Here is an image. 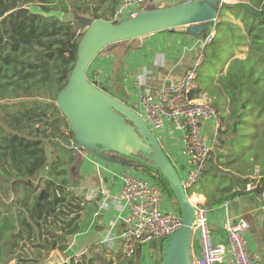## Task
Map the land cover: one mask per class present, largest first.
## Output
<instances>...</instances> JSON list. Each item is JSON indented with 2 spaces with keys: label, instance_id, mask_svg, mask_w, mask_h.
Listing matches in <instances>:
<instances>
[{
  "label": "trees",
  "instance_id": "trees-1",
  "mask_svg": "<svg viewBox=\"0 0 264 264\" xmlns=\"http://www.w3.org/2000/svg\"><path fill=\"white\" fill-rule=\"evenodd\" d=\"M120 1L0 0V264H42L55 250L72 257L69 238L86 232L78 215L90 216L92 210L70 189L68 166L76 151L58 140L73 135L56 100L68 84L86 28L97 19L111 21ZM236 1L225 3L217 21L197 36L217 33L203 50L204 75L210 79L200 92L225 115L219 132L223 142L215 144L204 174L189 192L204 196L209 213L245 198L264 206V0ZM56 11L71 13L73 20L47 16ZM235 123L237 135L240 126L253 127L241 138L242 152L232 142L223 147ZM46 140L65 155L54 151L50 163ZM145 174L175 200L162 177ZM9 193L19 200L6 208L3 196ZM82 257L83 264H95L93 257ZM75 262L72 257L70 264Z\"/></svg>",
  "mask_w": 264,
  "mask_h": 264
},
{
  "label": "water",
  "instance_id": "water-1",
  "mask_svg": "<svg viewBox=\"0 0 264 264\" xmlns=\"http://www.w3.org/2000/svg\"><path fill=\"white\" fill-rule=\"evenodd\" d=\"M151 3L154 0H150ZM228 0H190L178 5L142 11L120 23L97 19L85 30L79 41L77 61L68 84L58 94L56 106L66 118L73 139L59 137L64 148L77 151L74 169L82 163V154L110 166L129 168L136 172H152L167 183L179 206L181 228L169 238L159 240L163 264H194L196 207L186 191L179 171L162 144L128 99L109 94L103 82L92 80L88 71L95 59L108 47L133 41L167 30L191 27L194 36L207 31L217 21ZM238 123L233 126L237 133ZM222 142V138H218ZM44 191L42 192V195ZM101 200L94 203L102 211ZM106 214L98 213L96 231L102 227ZM42 264H68L64 255L55 250ZM75 264H83L76 261Z\"/></svg>",
  "mask_w": 264,
  "mask_h": 264
},
{
  "label": "crops",
  "instance_id": "crops-1",
  "mask_svg": "<svg viewBox=\"0 0 264 264\" xmlns=\"http://www.w3.org/2000/svg\"><path fill=\"white\" fill-rule=\"evenodd\" d=\"M181 0H154L150 5L169 7L183 3ZM216 32V31H215ZM198 37L188 33V27L163 31L148 35L133 41L119 43L104 50L92 63L88 76L92 80L103 82L112 96L120 95L132 101L140 109L139 95L150 93L158 95L168 80L183 79L193 67L197 55L204 50L197 45ZM211 124L205 126V133L209 139ZM162 144L165 152L176 166L182 178L187 177V161L182 154V133L167 124L163 129L154 132ZM211 142V140H210ZM78 152L76 151V155ZM82 156V163L78 170L74 164L70 170V189L84 198L92 210L90 216L80 213L78 218L86 224V232L70 237V253L75 261L93 257V263L103 264L104 260H112L113 264H159L161 247L158 242L142 246L137 254L124 258L121 254L122 243L118 239L111 247L103 241L112 233L119 236L125 229L129 218V210L124 202L116 203L122 191L119 175L123 167L110 166L106 169L103 162L86 155ZM75 162V161H74ZM135 173V172H134ZM43 174L40 178H45ZM139 175V173H136ZM40 184V181L37 182ZM11 198H4L6 204H11L18 196L10 193ZM193 202L205 203L203 195L192 194ZM101 200L102 211L94 208V203ZM162 210L166 213L177 214L176 201L168 194H164ZM98 213L106 214L102 232L96 231ZM229 216L232 219L244 217L250 228L246 235L248 249L264 264V206L258 199L245 198L234 201L225 207L208 214L209 226L215 245H226V234L223 224ZM95 245V246H94ZM200 247L193 250L198 257ZM65 255V254H63ZM68 262L72 257L64 256ZM11 264V262L9 263Z\"/></svg>",
  "mask_w": 264,
  "mask_h": 264
},
{
  "label": "built area",
  "instance_id": "built-area-1",
  "mask_svg": "<svg viewBox=\"0 0 264 264\" xmlns=\"http://www.w3.org/2000/svg\"><path fill=\"white\" fill-rule=\"evenodd\" d=\"M149 7L150 0H121L111 21L123 22ZM216 35L215 31L210 32L205 38L198 39L197 45L205 48L214 41ZM204 60L202 50L183 79L168 80L156 96L141 93L138 97L140 109L138 107L137 110L153 132L169 124L182 133V154L187 161V177L183 178V183L188 193L198 185L204 174L206 163L223 128L222 118L210 98L200 92L197 71ZM209 123L215 126L214 142H210L205 133V126ZM119 179L123 186L116 203L126 204L129 218L124 231L117 237L110 233L103 244L111 247L119 239L122 243L121 253L124 258L130 259L140 247L171 237L181 228L182 219L181 215L162 210L165 193L149 175L126 168ZM248 189L251 187L248 186ZM189 197L192 199L193 195ZM208 214L202 205L196 207L194 232L200 244V255H193L194 264H260L257 256L248 249L246 235L250 224L246 218L232 219L227 216L223 224L226 245H215Z\"/></svg>",
  "mask_w": 264,
  "mask_h": 264
},
{
  "label": "rangeland",
  "instance_id": "rangeland-1",
  "mask_svg": "<svg viewBox=\"0 0 264 264\" xmlns=\"http://www.w3.org/2000/svg\"><path fill=\"white\" fill-rule=\"evenodd\" d=\"M227 3H231V4H237L238 3V1H236V0H228L227 1ZM154 8H164V7H160L159 5H156V6H150L149 7V9H154ZM31 10L33 11V12H40V10L38 9V7L37 6H31ZM71 14V13H70ZM64 15V13L63 12H61V11H56V12H54V13H52V14H50V15H47L48 17L49 16H54V17H57V18H59V19H61V20H65V21H67V20H73V15L71 14V15ZM204 66L202 65V66H200L199 67V69H198V76H199V78H198V84L200 85V87H206L208 84H209V79H210V76H207V75H204V68H203ZM212 102V101H211ZM221 116V118H222V116L223 117H225V115H220ZM224 125H225V123H224ZM251 129H245V127H243V126H240V133H239V135H237V133L235 134V133H233V131H232V135H230V137L232 138L230 141H226V143H223V147H225L226 149L227 148H229L230 147V142H232V144L234 145V147L236 148V150H238V149H240V150H238V152H242L243 151V147H242V145H241V138L244 136V134L247 132V130L249 131V132H251V130L253 129V127H250ZM211 130L212 131H215V126H211ZM237 135V136H236ZM243 139V138H242ZM209 140H211L212 142H214V140H215V137H214V134H210V136H209ZM244 141V140H243ZM223 142V141H222ZM222 142H216V144L217 145H220V144H222ZM45 148H46V152H47V155H48V159H49V162L51 163V161L54 159V151L55 152H57L58 153V155L60 156L61 155V157H62V154H64V153H62V152H60V150H59V147H56V148H54L52 145H50L49 144V142H48V140H46L45 141ZM215 155H217L218 154V150L217 151H215V153H214ZM65 155V154H64ZM67 158L65 157V160H66ZM72 166L73 165H70V166H68V170L70 171L71 170V168H72ZM206 166H207V164H206ZM69 180H71V177L69 176ZM4 198L6 197L7 199L8 198H11V195H10V193L8 194V196H3ZM14 199H15V201H13V203H9V204H6V208L8 207V205H13L12 207H15V203H16V200L18 201L19 199L18 198H16V197H14ZM176 206H177V214L178 215H180V210H179V206L176 204ZM200 247V244H199V242H198V240H197V235H196V237H195V239H194V243H193V250L194 251H197L198 250V248ZM120 255H122L123 256V254L121 253ZM64 256H66V254L64 255ZM124 257V256H123ZM159 260L160 261H162V253L159 255ZM10 262H8L7 264H9ZM162 263H163V261H162ZM2 264H5V263H2ZM11 264H17V260H13V261H11ZM68 264H70V262H68Z\"/></svg>",
  "mask_w": 264,
  "mask_h": 264
}]
</instances>
